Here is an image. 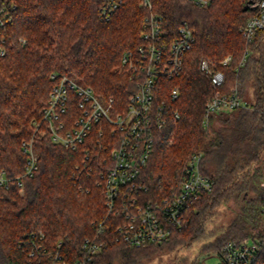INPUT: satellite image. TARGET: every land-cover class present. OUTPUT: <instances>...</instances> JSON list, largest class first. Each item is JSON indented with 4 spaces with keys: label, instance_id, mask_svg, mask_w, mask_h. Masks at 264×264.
<instances>
[{
    "label": "trees",
    "instance_id": "obj_1",
    "mask_svg": "<svg viewBox=\"0 0 264 264\" xmlns=\"http://www.w3.org/2000/svg\"><path fill=\"white\" fill-rule=\"evenodd\" d=\"M105 1L0 0V21L5 22L0 26V49L5 51L0 55V169L8 175L24 171L23 143L33 137L35 121L42 119L57 81L53 75L69 76L123 107L137 91V82L121 68V60L126 51L145 43L146 11L139 0H125L104 21L100 11ZM154 2L172 30L187 22L195 42L181 74L159 81L161 98L170 99L180 118L170 120L157 134L143 172L149 187L146 195L160 199L176 187L194 155L201 156V171L213 186L187 211L189 222L168 243L131 247L108 229L106 246L95 264H145L165 247L193 243L204 233L206 214L232 199L239 207L217 246L220 261L227 244L264 237V30L250 43L243 36L242 27L252 16L246 0H214L208 7L188 0ZM227 56L231 62L221 65ZM203 60L225 73L222 88L217 89L201 69ZM251 80L255 104L207 119L211 98L238 88L244 99L243 89ZM174 89L179 93L176 99L171 97ZM34 148L39 156L35 175L22 188L0 187V264H39V259L29 257L25 243L40 232L51 245L63 241L64 256L71 262L67 252L77 257L83 240L95 232L93 223L106 213L98 164L85 162L82 148L54 144L49 134H35ZM256 264H264V248Z\"/></svg>",
    "mask_w": 264,
    "mask_h": 264
},
{
    "label": "built area",
    "instance_id": "obj_2",
    "mask_svg": "<svg viewBox=\"0 0 264 264\" xmlns=\"http://www.w3.org/2000/svg\"><path fill=\"white\" fill-rule=\"evenodd\" d=\"M125 0H106L100 15L108 21ZM194 6L208 7L214 0H188ZM146 11L142 38L144 44L126 51L121 68L137 82V91L126 106L114 98L103 99L90 88L66 75H53L56 83L43 109L42 119L36 123L33 137L23 143L27 153L24 171L10 176L0 169V187L9 189L32 178L38 170L39 156L34 148L35 134L50 135L54 144L71 150L83 149L85 162H96L100 183L104 189V217L94 222L95 232L80 245L78 256L63 252V241L49 244L44 232L33 234L25 243L32 259L48 260L50 264H95L96 257L106 246L105 234L111 229L117 238L131 247L166 244L175 231H181L189 222L187 211L212 190L213 182L201 171V156L194 155L178 179L176 187L160 199L147 198L149 187L143 172L153 155L157 134L170 120H178L170 99H162L160 79L174 78L183 70L184 58L195 42L194 32L187 22L176 29L169 28L163 16L156 11L154 0H139ZM245 7L252 12L242 27L248 43L264 30V0H246ZM5 22L0 21V26ZM23 43L25 40H21ZM0 55L5 51L0 49ZM232 60L227 56L221 65ZM245 59L243 60V62ZM201 69L209 75L212 84L220 89L225 84V73L216 65L203 60ZM177 89L171 97L176 99ZM247 107L238 88L230 93L218 92L206 103V117ZM264 188V180L262 182ZM264 248V237L256 241L227 244L224 259L218 264H255Z\"/></svg>",
    "mask_w": 264,
    "mask_h": 264
},
{
    "label": "rangeland",
    "instance_id": "obj_3",
    "mask_svg": "<svg viewBox=\"0 0 264 264\" xmlns=\"http://www.w3.org/2000/svg\"><path fill=\"white\" fill-rule=\"evenodd\" d=\"M262 46L264 48V43ZM243 95V101L246 104H255L257 97L252 80L246 83ZM36 123L37 121H35L34 127ZM262 158L264 160V155ZM250 194L256 195L254 192H250ZM238 207V203L232 199L228 203L210 210L203 221L204 233L202 237L193 243L183 242L174 248L165 247L145 264H218L220 259L215 254L217 246L220 244V239H224L226 230L235 211H238Z\"/></svg>",
    "mask_w": 264,
    "mask_h": 264
}]
</instances>
